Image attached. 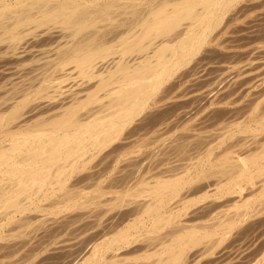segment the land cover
Instances as JSON below:
<instances>
[{
	"label": "bare ground",
	"instance_id": "6f19581e",
	"mask_svg": "<svg viewBox=\"0 0 264 264\" xmlns=\"http://www.w3.org/2000/svg\"><path fill=\"white\" fill-rule=\"evenodd\" d=\"M262 1L0 0V264H264Z\"/></svg>",
	"mask_w": 264,
	"mask_h": 264
},
{
	"label": "rangeland",
	"instance_id": "374dc122",
	"mask_svg": "<svg viewBox=\"0 0 264 264\" xmlns=\"http://www.w3.org/2000/svg\"><path fill=\"white\" fill-rule=\"evenodd\" d=\"M263 3H262V5H264V0L262 1ZM257 13H256V18H254V19H256L255 21H254V19H252L253 17H248L247 19H245L242 23H240L241 25H245V27L244 28H241L242 26L241 25H238L237 26V28L236 29H238L237 30V33H235V40H236V42L241 46V45H243V44H245V45H243V46H241L242 48L244 47H246V45H249L250 43H252V41L254 40V39H256L257 38V40L259 39V37H260V39H264L263 37H264V7L262 8L261 7V9H259L258 11H256ZM259 12L261 13V12H263V13H261V14H259ZM258 15V16H257ZM263 15V16H262ZM248 20H250V21H248ZM246 21H248V23L247 24H245L246 23ZM263 21V22H262ZM250 22V23H249ZM256 22V23H255ZM251 24V25H250ZM246 25H247V27H248V29H247V27H246ZM239 26H240V28H239ZM251 27V28H250ZM245 29H246V31H245ZM257 30V31H256ZM239 31H241V32H239ZM244 31V32H243ZM254 31V32H253ZM252 32V33H251ZM257 34H256V33ZM244 33V34H243ZM243 34V35H242ZM259 34V35H258ZM239 35V36H238ZM261 35V36H260ZM246 36V37H245ZM249 36V37H248ZM259 36V37H258ZM263 36V37H262ZM241 38V39H240ZM245 38V39H244ZM251 38V39H250ZM234 40V41H235ZM236 42H234V43H236ZM43 44V49H47V48H49V47H51V46H46V44H45V42L44 43H42ZM41 44V45H42ZM45 45V46H44ZM52 46H54V44L52 45ZM46 53V52H45ZM49 55V54H48ZM47 54H44L43 56H42V60L41 59H38V60H36V62L35 61H32V62H30V63H28V65H26L27 67H24L25 69H24V73H25V77L29 74V77L27 76V78H26V81L24 82V83H18V80H20V79H18L19 77H17V75H18V73L19 72H21L19 69H18V67L16 66L15 67V64H9L8 65V63L7 62H3V65L1 64L2 62H0V72H2L1 74H0V77L2 76V78H4V79H2V78H0V85L1 86H3V87H1L0 86V97H2V98H0V101H2L3 102V99L4 98H6V99H4V100H11V98L12 97H16V94H17V96L18 95H20L21 96V94L22 93H19V92H21L20 90H22V91H24V90H26V87H27V82L30 80V81H32V78L34 77V76H36V74L38 75L43 69H44V71L46 70V73L44 72V71H42V73L43 74H48L49 72H50V70L47 68V67H49V66H47L49 63L47 62V60L48 59H50V58H47V56H48ZM45 56H46V58H45ZM45 59V60H44ZM39 61H41V62H44V61H46V62H44V64L43 63H41V62H39ZM35 62V63H34ZM41 66H39L38 64ZM5 64V65H4ZM31 64V65H30ZM33 64V65H32ZM35 64V65H34ZM37 64V65H36ZM42 64L44 65V67L42 66ZM46 64V65H45ZM6 66H7V68H6ZM28 66H31V67H29L28 68ZM32 66H33V68H32ZM5 68V69H4ZM14 68V69H13ZM21 68V67H20ZM29 70H28V69ZM34 69V70H32V69ZM35 68H36V70H35ZM38 68V69H37ZM43 68V69H42ZM10 69V70H9ZM42 69V70H41ZM48 69V70H47ZM17 70H19L18 72H17V75L15 74V76H14V73H16L15 71H17ZM48 71V72H47ZM30 72H32V73H30ZM6 73V74H5ZM28 73V74H27ZM27 74V75H26ZM33 74V75H32ZM42 74V75H43ZM50 74V73H49ZM48 74V75H49ZM11 75H13L12 77H10ZM42 75H40L39 74V76L40 77H37V78H42L41 76ZM44 75V76H45ZM48 75H46V77L48 76ZM51 75V74H50ZM48 76V77H51V76H54V75H51V76ZM19 76V75H18ZM6 77V78H5ZM7 77H9V78H13L14 77V79H13V81L14 82H16L17 81V85L15 84L14 85V83L12 82V80L11 79H9V78H7ZM17 78V79H16ZM36 78V77H35ZM35 78H33V80L35 79ZM36 78V79H37ZM43 78H45V77H43ZM7 79V80H6ZM38 79V80H39ZM2 80V81H1ZM4 80V81H3ZM8 81V82H6V81ZM43 79H41V81H42ZM30 81H29V83H30ZM40 81V80H39ZM40 81V82H41ZM2 82V83H1ZM3 82H6V83H3ZM11 82V83H10ZM34 82H35V80H34ZM8 83H9V85H8ZM38 83V81H36L34 84H37ZM11 84H13V85H11ZM22 85V87H21V85ZM25 84V85H24ZM5 85V86H4ZM7 85V86H6ZM13 86H15V87H13ZM18 86H20L19 88H18ZM24 86H26L25 87V89H24ZM29 86V85H28ZM32 86V85H31ZM34 86V85H33ZM32 86V87H33ZM38 86V85H37ZM12 89H11V88ZM16 90H15V89ZM6 89H7V91H6ZM9 89V90H8ZM15 90V92H14V90ZM30 89V88H29ZM1 90H3V92L1 91ZM10 91V92H9ZM13 91V92H12ZM18 91V92H17ZM6 92H7V94H6ZM13 93V95H14V93H15V95L13 96L12 95V93ZM2 93V94H1ZM4 93V94H3ZM11 93V94H10ZM19 93V94H18ZM34 93V92H33ZM9 94V95H8ZM4 96V97H3ZM12 96V97H11ZM20 96H18V97H20ZM21 98V97H20ZM19 98V99H20ZM2 99V100H1ZM16 99H17V97H16ZM6 101H4L3 103H6ZM2 102H1V105H2ZM9 102H11V101H7V103H9ZM6 103V104H7ZM8 105H10V103L8 104ZM8 105H2L3 107H7ZM2 107V108H3ZM5 108H3V109H5ZM171 155V154H170ZM173 155H175V156H173ZM180 155H181V158L183 159H179L180 158ZM180 155H178V154H172V156H170V157H168L167 159H166V161L164 162L166 165L167 164H169L170 162H173V166H175V164H178V166H179V164H180V166L183 164V162L184 163H188V160H190L189 159V157L187 156V158L185 157L187 154H185L184 156L182 155V154H180ZM190 157H192V155H194V156H196L197 154H188ZM173 157V159H169V158H172ZM180 160H178V159ZM185 158V159H184ZM193 158V157H192ZM191 158V159H192ZM188 159V160H187ZM176 160V161H175ZM178 160V161H177ZM177 162V163H176ZM180 162H182V163H180ZM168 167L170 166H172V163H170V165H167ZM176 167V166H175ZM170 169H172V167L170 168Z\"/></svg>",
	"mask_w": 264,
	"mask_h": 264
}]
</instances>
